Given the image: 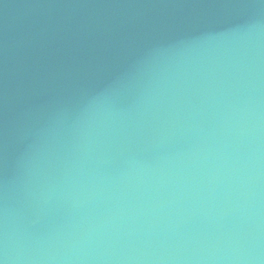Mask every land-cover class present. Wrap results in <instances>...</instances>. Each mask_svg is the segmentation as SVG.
I'll return each instance as SVG.
<instances>
[{
  "label": "water",
  "instance_id": "obj_1",
  "mask_svg": "<svg viewBox=\"0 0 264 264\" xmlns=\"http://www.w3.org/2000/svg\"><path fill=\"white\" fill-rule=\"evenodd\" d=\"M0 264H264V0H0Z\"/></svg>",
  "mask_w": 264,
  "mask_h": 264
}]
</instances>
